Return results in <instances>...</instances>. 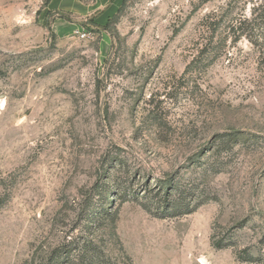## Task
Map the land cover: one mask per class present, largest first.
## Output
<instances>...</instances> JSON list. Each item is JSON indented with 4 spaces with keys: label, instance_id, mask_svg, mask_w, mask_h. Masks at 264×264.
<instances>
[{
    "label": "rangeland",
    "instance_id": "374dc122",
    "mask_svg": "<svg viewBox=\"0 0 264 264\" xmlns=\"http://www.w3.org/2000/svg\"><path fill=\"white\" fill-rule=\"evenodd\" d=\"M228 1L0 0V264L85 236L119 264H264V57L200 37Z\"/></svg>",
    "mask_w": 264,
    "mask_h": 264
},
{
    "label": "trees",
    "instance_id": "16d2710c",
    "mask_svg": "<svg viewBox=\"0 0 264 264\" xmlns=\"http://www.w3.org/2000/svg\"><path fill=\"white\" fill-rule=\"evenodd\" d=\"M247 7L249 10L247 11ZM99 26V25H97ZM200 37L208 42L224 36L232 42L247 41L254 47L261 57H264V0H229L218 11L207 14L200 22ZM191 69V67H190ZM5 203L4 196L0 193V207ZM87 211L88 209H84ZM194 209L189 204L179 202V199L168 203L158 215L160 218H174L190 214ZM94 212V211H93ZM83 217L85 229L91 230L100 227V216L89 212ZM111 233L116 237L117 214L106 213ZM95 217V218H94ZM212 247L219 250L225 248L221 241H214ZM236 258L242 262H254L245 251L236 254ZM26 261L24 264H27ZM47 264H119L109 258L104 246L99 244L92 236L84 237L81 243L65 245L52 250ZM126 264H132L127 260Z\"/></svg>",
    "mask_w": 264,
    "mask_h": 264
}]
</instances>
